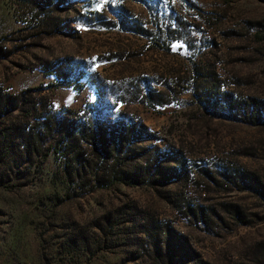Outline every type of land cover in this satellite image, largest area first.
I'll list each match as a JSON object with an SVG mask.
<instances>
[{"label":"rangeland","instance_id":"obj_1","mask_svg":"<svg viewBox=\"0 0 264 264\" xmlns=\"http://www.w3.org/2000/svg\"><path fill=\"white\" fill-rule=\"evenodd\" d=\"M21 122L0 264H264V0H0Z\"/></svg>","mask_w":264,"mask_h":264},{"label":"trees","instance_id":"obj_2","mask_svg":"<svg viewBox=\"0 0 264 264\" xmlns=\"http://www.w3.org/2000/svg\"><path fill=\"white\" fill-rule=\"evenodd\" d=\"M35 127V124L30 126L28 122L12 123L8 126V128L2 130L0 133L1 140L3 141L0 150L6 149L10 152L14 149H21L26 153H31L34 143H37L39 139V132L37 130L34 131ZM67 133L66 135L61 136V140L59 141L63 142L64 145L65 142H71L73 139V137L69 134L71 132L67 131ZM35 136L38 139L35 138ZM96 174L97 173H94V175Z\"/></svg>","mask_w":264,"mask_h":264}]
</instances>
